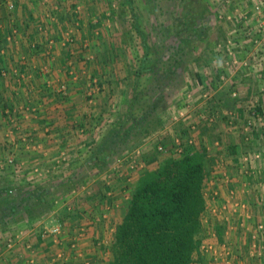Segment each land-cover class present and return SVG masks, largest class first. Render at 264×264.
<instances>
[{
    "label": "rangeland",
    "instance_id": "obj_1",
    "mask_svg": "<svg viewBox=\"0 0 264 264\" xmlns=\"http://www.w3.org/2000/svg\"><path fill=\"white\" fill-rule=\"evenodd\" d=\"M16 1L20 4L18 5L19 10L12 13L10 12L11 0H0V47H2L1 50H3L5 54L0 53V101H2L4 91H8L10 86L8 79L12 66H19V64L15 65L19 60L6 58L8 57L7 53H9L11 46L8 45L7 47L8 43L4 39L8 35L7 32L11 30L10 26L12 24L14 26L13 30L16 31L15 36L17 37L20 34V30L23 28L21 21L24 18L21 14L20 6H27L33 18V22L31 24L29 23V26L32 27L33 25L36 27L41 23L46 27L45 36L38 32L35 33L32 28L22 30L21 34L29 44L33 42L37 44L38 42V60H40L38 69L43 67L41 59L46 62L49 60L50 56H54L53 53H56L62 58L59 61L60 63L55 61L56 64H54V66L57 65V69H60L61 72H65V67L69 66V62L71 61L70 67L73 68V70L84 72L81 79L84 80L86 84H88V76L92 78L95 77L98 83L101 79H105L109 90H105L103 87L98 86L99 91L95 100L99 97L102 100L101 106L93 105L95 106V110L91 113H94L95 116H97L96 114L98 112L103 111H105V113L107 112V114H109V112L114 113V107L112 105L117 106L121 103L124 94L128 92V82L126 79L128 78L129 66L141 53L140 38L134 31H129L128 24L131 18L127 7L124 6L120 0ZM131 1L139 28L150 36L151 41H158V38L163 34L190 40V38H194L195 33L198 32L196 25L198 20L199 22L201 20L204 24L203 26L207 29L205 33L201 34L202 41L197 42L195 45L193 44V46L187 49L188 51L195 50V55L192 57L193 60L189 58L190 72L195 73L198 71L203 78L213 75L216 72L220 76L219 83L211 87V89L194 87L193 89L197 88L196 90L198 91L192 92L190 90L191 88L189 89L188 85H185L174 101L168 102L163 106L158 114L161 124L157 126L158 128L155 131H151V135L142 142L140 146L142 151L141 156L143 158H152L150 157V155H152L156 160L165 158L166 155L157 154L156 152V147L159 145L158 142L162 139L171 141L173 136L181 138L182 131H186L188 133L187 135L193 139L197 138V141L207 145L208 154L212 158L209 167L214 171V177L216 176V178L218 177L219 179L222 174H227L230 181L232 180V183L238 189L241 187V182L246 181L245 176L247 175H245L244 171L250 168L255 172L254 179L256 184L260 183L261 188L258 190L257 185L256 189L252 188L251 194L247 197L249 200L248 203L251 205V213L254 211V213L258 215L259 212L261 216H264L262 214V208H264V206L256 202V195H259V197L261 196L264 202V174L256 172L261 164L249 162V164L247 163L248 166H246L241 160V156L244 154L252 156L256 153H260L264 159V132L260 133L261 122L262 125H264V116H260L262 120L259 121L258 118L252 116V113L249 112L250 109H253L252 107H254V105L258 104V100L262 99L264 103V90L261 89L264 86L263 1ZM108 3H110V6H108ZM65 4L70 7L67 8ZM76 5L81 6L80 16L74 15V8ZM257 5L261 6L260 11H256L255 7ZM205 6L206 8H204ZM46 14L54 17V21L51 22L45 19L44 16ZM74 17L79 20V38L82 41H87L89 47L86 51L83 50L81 46L82 41L77 40L75 43L71 44L72 46H65L62 47V49L55 48L54 45L50 50V56L47 55L45 51L46 41L52 39L54 43L60 42L65 30L69 29V22H71ZM96 31L98 32L97 36L94 35ZM197 34H199V32ZM17 46L18 44L14 49ZM71 50L73 52L72 57L78 53L76 56L80 55L83 59L80 61L75 60V57H71L69 60L65 59V52ZM228 50L232 52L231 61L236 60L238 62L237 65L234 66L231 64L230 58L227 55ZM27 52L29 53V48H27ZM88 55L92 56L91 60L86 59ZM226 62H230V64L225 65ZM244 63L246 65H243ZM203 66L205 68H203ZM3 73H5V75ZM39 74L40 73H38V78H41ZM84 75L85 77H83ZM57 77L60 78V76ZM51 79L52 78H48L50 81ZM53 79L56 80L55 78ZM66 81L75 83V81L72 80H64V82ZM200 92L202 93V97H200ZM103 93L104 96H102V98L101 95H103ZM203 94L206 96L203 97ZM56 95H58L60 99L65 98L64 95L60 93H56ZM104 99H106V103H103ZM85 100L86 102L88 101L87 97ZM208 110L211 111L209 116ZM180 111L185 114L184 118L178 121L173 120V117ZM240 111L244 113L243 118H241ZM230 114L232 115V124H229L226 122L227 120L224 119L225 115ZM109 116L110 120H114L113 115ZM249 123L256 128V135L259 136L253 135L250 139L249 136H247L248 139L244 140L241 137V142H239L241 144L240 152L239 154L237 153L238 157L235 162H233V158L237 154L234 152V149H229L231 145L229 138L232 140V134L233 136L238 134V136H240L241 133H245V127ZM2 126L3 123H0V133L2 132L3 134L4 129ZM2 139L3 136L0 137V146H2ZM86 139V143L83 145L81 144L80 149L74 148L75 145L73 141V145H69L64 149L68 155V160L65 165H58L54 163V161L51 168H40L38 165V169L44 173L43 179L56 180L68 176L74 168L85 167L93 142L90 138ZM216 142L218 145H216ZM217 152L220 154H216ZM5 154V151H0L1 158H3ZM12 155L14 156V154ZM114 166L115 163H113L107 171H112ZM117 174L121 175L122 173ZM107 175L108 172L100 174L99 176L91 174L85 185L87 184V186H89L92 184L90 187L92 191L93 189L96 190L98 187L101 188L100 186L104 183ZM27 176L29 177V175ZM240 178L242 180H240ZM10 179L11 178H9V180ZM116 179V177L111 179L110 186H112ZM92 180H96V182L93 183ZM85 185L84 187L86 189L87 187ZM218 186L222 188L220 181ZM71 197L70 193L65 198L64 202L59 204L58 208L66 203L68 204L69 198ZM60 216H63L62 213H60ZM28 227L34 228L35 226H33L32 223V225L27 224V228Z\"/></svg>",
    "mask_w": 264,
    "mask_h": 264
},
{
    "label": "trees",
    "instance_id": "obj_2",
    "mask_svg": "<svg viewBox=\"0 0 264 264\" xmlns=\"http://www.w3.org/2000/svg\"><path fill=\"white\" fill-rule=\"evenodd\" d=\"M120 2L130 12L129 31H134L141 40V53L129 66L126 79L128 92L124 94L121 103L112 105L114 113L106 112L104 118L102 113L97 118H90H94L99 126L91 133L93 142L85 167L74 168L66 177L41 180L38 183L32 180L34 178L21 181L19 177L15 179L18 183L9 182L5 179V173L0 172L1 230L25 221L32 224L36 220L46 219L70 193L79 192L91 174L99 176L108 172L111 175V172L107 171L111 165L118 159L127 158L151 135V131L158 128L161 124L159 111L165 104L174 101L185 85L194 92L198 91L197 88L193 89L194 87L211 89L219 83L220 76L217 72L205 76L206 78L198 71L190 72L189 62L194 57L195 50L187 49L202 41L201 34L207 29L201 20H198L196 25L199 34L195 33L194 38L190 40L163 34L158 41H151L150 36L139 28L132 1ZM18 5L20 4L16 0H11L10 12L19 10ZM20 11L24 16L23 20H20L23 29L32 28L35 33L41 34L38 31L41 23L36 27L29 26V23L33 22L29 8L20 6ZM74 20L75 17L69 22V28ZM10 29L8 35L14 29L13 24ZM104 83L106 82L100 80L97 85L102 87ZM201 94L200 92V97ZM263 104L262 99L258 100V104L249 112L264 116ZM4 109H0L1 116L4 115ZM207 112L209 116L211 111ZM109 115H113L114 120H110ZM224 119L232 124L231 114L225 115ZM85 125L78 127L85 130ZM256 131V128L251 126L249 132H243L239 137L244 140L248 139L247 136L249 139L253 135L259 136ZM263 132L264 129L260 128V133ZM187 134L182 131L181 143L177 148L171 142L172 139H162L158 142L162 151L157 150L158 145L156 152L166 155L165 158L156 160L152 155V158L142 157L144 169L132 174L136 179L135 184L128 188L125 194L127 199L121 218L111 227L108 245L104 248L109 255L105 264H195L200 260L199 257L198 260L195 258L200 255L201 244L216 243L221 239L222 225L215 226V240L210 239L209 230L203 224L207 216V200L204 193L214 177V171L209 167L212 158L208 154L207 145ZM238 139L241 141V138ZM188 140H191L192 144H188ZM16 168V173L21 176V168L18 165ZM75 203L72 200L67 205L76 213ZM39 238L41 237L38 234ZM60 252L64 256L70 255V245Z\"/></svg>",
    "mask_w": 264,
    "mask_h": 264
},
{
    "label": "crops",
    "instance_id": "obj_3",
    "mask_svg": "<svg viewBox=\"0 0 264 264\" xmlns=\"http://www.w3.org/2000/svg\"><path fill=\"white\" fill-rule=\"evenodd\" d=\"M22 30L24 29L22 28ZM22 30H20L17 37L13 38V42L7 44V47L9 45L11 49L6 58L19 60L15 63L19 66L14 67L12 64L8 79L10 86L8 91H4V96L0 101V109L5 108L4 111L9 112L6 116L0 115V123H3L2 128L4 129L3 134L0 133V137L3 136L0 151L6 152L3 158L0 156V160L3 161L8 155L14 154L12 157L15 158L16 165L20 166L23 175L20 176L19 174L17 176L16 173H11L10 169H0V172L5 173V179L9 182L16 183L15 177H19L21 181L26 178H34L32 180L38 183L41 180L38 181V178L32 174L33 168H38V165L40 168H51L54 159L60 152L65 151L64 149L67 146L73 145L72 141L75 145L74 148L80 149L81 144L86 143V138L92 140L91 133L99 126L94 118L101 113L104 118L105 111L98 112L97 116L91 113L95 110L93 105L101 106L102 100L99 97L95 100L96 95L91 103L86 102L85 89L87 84L81 79L84 72L73 70L70 66L65 67V72H61L60 69H57V65L54 66L55 61L60 63L62 57L59 54L49 55V60L46 62L41 59L43 67L38 69V66H40L37 50L38 42L37 44L34 42L27 43L25 37L21 36ZM77 40L82 41L79 34L75 37L74 43ZM17 44V49H14ZM67 46L72 45L67 44ZM27 48H29V53ZM55 48L62 49L61 41L55 43ZM72 55V50L66 51L64 58L69 60ZM76 55L75 58H72L77 61L83 59L82 56ZM69 70H73L80 75L78 82H64V80H70ZM38 73H40L41 78H38ZM57 76H60V78ZM48 78H52L51 81ZM101 81H105V79H101ZM61 85L67 87V94L62 99L56 95ZM102 87L109 90L106 83ZM263 87L262 90H264ZM102 96H104V93ZM104 102L106 103V99L103 100ZM240 115L243 118V111H240ZM92 117H94L93 120L90 119ZM83 124H86L85 127L87 128L85 130L78 127ZM13 125L15 126L13 127ZM238 138L241 137L238 135L233 136V134L232 140L229 138L231 144L229 149H234L236 154H239L241 148L239 143L241 141ZM23 139L32 140L38 148L34 151L26 149L22 142ZM216 154L220 153L217 152ZM238 154L234 156L233 162H235ZM120 173L122 174L114 176L117 179L112 186L101 182V188L98 187L92 191V188H90L92 184L89 186L86 184L85 191L82 190L85 188L82 186L79 192L72 193L69 202L72 200L76 202V213L66 203L56 211H51L46 219L36 220L33 223L34 228H27V224L30 225L31 223L25 221L21 224L8 226L3 230L0 229V264H82L85 260H88L91 264H105L109 255L104 248L108 245L111 227L121 218L126 201L125 194L127 190L133 187L136 180L133 176L135 172L129 173L124 169ZM9 178L12 180H9ZM218 180L216 176L212 177V183L206 191L212 187H217ZM92 182L94 183L96 180H92ZM60 213H62V217ZM252 214L253 223L264 222V216H261L259 212L258 215L254 211ZM56 218L58 221L60 219L59 222L64 226L63 234L58 241L60 244H55L52 237L38 239V231L43 226H50L58 222L55 220ZM62 219L66 220L63 221ZM80 229H83V233L80 238H77L73 256L72 253L70 255L66 254L63 261L59 260L57 262L55 259L56 254L62 250L65 251L68 245L72 244ZM9 239L14 243L10 250L6 248ZM198 257L200 260H198ZM195 260H198L195 264H208V261L201 255H197Z\"/></svg>",
    "mask_w": 264,
    "mask_h": 264
},
{
    "label": "built area",
    "instance_id": "obj_4",
    "mask_svg": "<svg viewBox=\"0 0 264 264\" xmlns=\"http://www.w3.org/2000/svg\"><path fill=\"white\" fill-rule=\"evenodd\" d=\"M9 1V0H7ZM263 4H264V0ZM43 4V3H42ZM11 8V4H10ZM256 11H260L261 6L257 5L255 7ZM81 12V6L76 5L74 8V15L80 16ZM45 19L53 22L54 17H52L49 14H46L44 16ZM74 25L65 30L63 33V38L61 40L62 47H65L67 44H72L75 41V37H77V34L79 32V20L75 18ZM38 31L41 34H46V27L44 24H40L38 26ZM16 31L13 30L9 35L6 36L5 41L13 42V38H15ZM17 35V34H16ZM94 35L97 36L98 32H94ZM55 43L52 39H48L45 43L46 46V54L50 55V50L54 47ZM82 49L86 51V49L89 47L87 41L81 42ZM0 53L3 54V50H0ZM227 55L230 58V62L232 65H237L238 62L236 60L231 61L232 52L231 50L227 52ZM87 60H91L92 56L88 55ZM230 62H226L225 65H229ZM243 65H246L245 63ZM70 66V64H69ZM70 77L69 79L75 82H78L80 80V75L77 74L73 70H69ZM5 75V73H3ZM87 88H86V97L88 98V102H92L94 100V97L98 94L99 88H98V81L95 78L89 77L87 82ZM58 93L62 95L67 94V87L66 85H61L59 87ZM206 95H203L205 97ZM235 96V94H234ZM255 106V105H254ZM3 114L6 116L9 114L7 110L3 112ZM1 115V111H0ZM185 114L180 111L177 113L176 116L173 117V120L178 121L179 119L184 118ZM252 116H255L258 118L259 121L262 120L260 116H257L255 112H252ZM212 121V120H211ZM249 125V126H248ZM245 127V133L249 131V128L252 126L250 123ZM15 125H13L14 127ZM260 128L264 129V125H262ZM247 139V138H246ZM23 145L28 150H36L38 146L32 141V140H22ZM172 143L177 148L180 143V137L173 136ZM188 144H192L191 140L187 141ZM216 145L217 142H216ZM179 149V148H178ZM158 151H162V146L157 147ZM142 151L141 147L134 150L127 158L125 159H118L115 161V166L111 172V175H107L106 179L104 180L105 185H110L111 179L114 178V176L117 173H120L121 170H127L129 173L138 172L144 169V162L142 160ZM67 153L65 151H61L60 154L54 159V163L58 165H65L68 157ZM242 162H244L247 165V163H255V164H261L260 168L257 169V173L264 174V159L261 156L260 153L253 154L252 156H247V154H244L241 156ZM240 160V162H241ZM17 165L15 163V160L12 156H7L3 159V161H0V169H10L11 173H16ZM20 167V166H19ZM257 167V166H256ZM245 177H249L250 180L242 181L241 187L238 189L236 186L232 183L233 181L229 179V176L227 174H222L220 176L219 181L221 183L222 188L219 186L212 187L208 191H205L204 196L207 200V216L203 220V224L205 228L209 230V237L210 239L217 240L216 232H215V226L218 224L222 225V233H221V239L217 241L216 243H203L200 245V255L203 256L206 261H208V264H264V222H252L253 214L251 213V205L247 202V197L251 194L252 188L256 189V185L258 190H260L261 185L260 183L256 184L255 181V172L252 170H245L244 171ZM19 173H16L15 175H18ZM32 174L36 176L39 180H42L44 177V173L38 169L37 167H34L32 170ZM257 175V174H256ZM112 177V178H111ZM16 178V177H15ZM18 178V177H17ZM19 179V178H18ZM235 182V180H234ZM242 188V189H241ZM82 190H86L85 188ZM254 191V190H253ZM74 193V192H72ZM256 202L257 204H261L264 206L263 199L261 196L256 195ZM126 198V197H125ZM127 199V198H126ZM262 214L264 215V208H262ZM57 220V218L55 219ZM58 221V220H57ZM63 224L61 222H55L53 225L50 226H43L39 231L38 234L42 239H46L48 237H52L54 240V243L59 245L60 243L59 238L63 234ZM79 233H77V237L73 240L72 244L70 245L71 253L73 256L75 247H76V241L77 238H80L83 233V229L78 230ZM14 243L11 239L7 240L6 248L12 249ZM56 261H63L65 259L62 252H58L55 257ZM82 264H90L88 260H85Z\"/></svg>",
    "mask_w": 264,
    "mask_h": 264
}]
</instances>
